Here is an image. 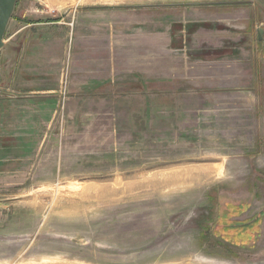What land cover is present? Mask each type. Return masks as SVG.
Masks as SVG:
<instances>
[{
    "label": "rangeland",
    "instance_id": "rangeland-1",
    "mask_svg": "<svg viewBox=\"0 0 264 264\" xmlns=\"http://www.w3.org/2000/svg\"><path fill=\"white\" fill-rule=\"evenodd\" d=\"M118 9L16 71L7 27L0 264H264V0Z\"/></svg>",
    "mask_w": 264,
    "mask_h": 264
},
{
    "label": "crops",
    "instance_id": "crops-1",
    "mask_svg": "<svg viewBox=\"0 0 264 264\" xmlns=\"http://www.w3.org/2000/svg\"><path fill=\"white\" fill-rule=\"evenodd\" d=\"M171 2L173 0H17L14 15L8 24V27L13 25L8 49L14 51L8 63L16 71L21 70L25 63L44 62L42 46L53 43L56 47L59 44L62 49L67 31L69 35L83 39V43L85 38H103L105 35L102 32L110 28L106 25L107 20L123 15L118 9L121 5H151L154 9V5ZM69 8H72L71 19L62 16ZM156 18L151 20L156 21Z\"/></svg>",
    "mask_w": 264,
    "mask_h": 264
},
{
    "label": "water",
    "instance_id": "water-1",
    "mask_svg": "<svg viewBox=\"0 0 264 264\" xmlns=\"http://www.w3.org/2000/svg\"><path fill=\"white\" fill-rule=\"evenodd\" d=\"M17 0H0V51L4 47V36L16 7ZM262 29L258 30V40L262 39Z\"/></svg>",
    "mask_w": 264,
    "mask_h": 264
},
{
    "label": "trees",
    "instance_id": "trees-1",
    "mask_svg": "<svg viewBox=\"0 0 264 264\" xmlns=\"http://www.w3.org/2000/svg\"><path fill=\"white\" fill-rule=\"evenodd\" d=\"M12 16H13V15H12ZM240 234H241V233H239V235H237V236H241ZM242 236H245V234H243Z\"/></svg>",
    "mask_w": 264,
    "mask_h": 264
},
{
    "label": "bare ground",
    "instance_id": "bare-ground-1",
    "mask_svg": "<svg viewBox=\"0 0 264 264\" xmlns=\"http://www.w3.org/2000/svg\"><path fill=\"white\" fill-rule=\"evenodd\" d=\"M54 262V261H53Z\"/></svg>",
    "mask_w": 264,
    "mask_h": 264
}]
</instances>
